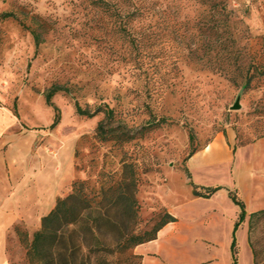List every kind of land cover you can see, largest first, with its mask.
Wrapping results in <instances>:
<instances>
[{
    "label": "rangeland",
    "instance_id": "1",
    "mask_svg": "<svg viewBox=\"0 0 264 264\" xmlns=\"http://www.w3.org/2000/svg\"><path fill=\"white\" fill-rule=\"evenodd\" d=\"M158 1L156 41L133 61L135 51L109 22L99 28L88 21L80 0H0V108L17 118L11 132L18 142H34L36 172L65 177L62 197L75 181L99 191L132 163L136 232L185 203L190 181L228 190L237 183L241 198L242 182L253 173L264 190V0H226L234 9L236 42L226 60L213 64L198 59L206 52L199 29L207 18L196 14L195 0H175L183 8L170 20L163 8L173 3ZM247 74L251 83L243 88ZM52 85L63 90L49 105L45 94ZM236 102L239 108L232 109ZM75 104L100 111L78 115ZM100 124L106 140L98 136ZM213 145L219 152L210 150ZM17 226L8 235V263L29 264L32 235ZM249 235L264 259V215L253 220Z\"/></svg>",
    "mask_w": 264,
    "mask_h": 264
},
{
    "label": "trees",
    "instance_id": "2",
    "mask_svg": "<svg viewBox=\"0 0 264 264\" xmlns=\"http://www.w3.org/2000/svg\"><path fill=\"white\" fill-rule=\"evenodd\" d=\"M173 5L164 6L163 11L170 20L177 16L182 4L170 0ZM168 0L165 1V4ZM80 6L87 15L88 21H94L99 28L110 23L115 36L126 42L135 54L133 61L141 60L145 47H152L156 41L157 16L160 3L158 0H80ZM196 14L207 20L203 30L206 52L198 59H205V64L213 61H224L231 55L230 46L235 43L236 32L233 29L232 14L226 0H195ZM166 20V19H165ZM106 22V23H105ZM188 24L185 22L184 24ZM36 45L39 35L32 30ZM197 53H192V57ZM218 62V63H219ZM260 73H264V68ZM251 76L242 82L243 88L249 87ZM63 90L59 85H52L45 94L46 103L51 105V98ZM78 115L92 117L98 111L88 112L75 104ZM56 111L54 124L59 121V109ZM106 118L111 119L113 111L103 110ZM101 140H106L108 130L100 124L97 128ZM123 139V138H122ZM126 137L122 141H128ZM189 177V173H187ZM192 194L197 197L209 198L221 186L197 187L192 181ZM137 178L134 165L124 163L117 181L103 186L99 191L89 188L84 181L72 183V191L65 197H58L54 207L41 218L40 227L32 234L27 246L26 259L29 264H141L142 256L131 252L136 246L156 239L158 231L170 222L176 221L168 211H164L151 229L136 232L139 205L135 198ZM230 199L240 208L235 228L244 221L246 211L236 191L228 192ZM264 215V209L250 213L248 216V240L253 253L254 264H264L258 258L250 241V229L253 220ZM15 227H18L17 225ZM24 236L29 234L25 229ZM234 263L236 262L235 239L231 243Z\"/></svg>",
    "mask_w": 264,
    "mask_h": 264
},
{
    "label": "crops",
    "instance_id": "3",
    "mask_svg": "<svg viewBox=\"0 0 264 264\" xmlns=\"http://www.w3.org/2000/svg\"><path fill=\"white\" fill-rule=\"evenodd\" d=\"M13 127H17V118L0 108V264H9L7 243L12 228L21 225L32 235L65 188L62 174L36 172L34 142H18L17 133L11 132ZM210 150L220 149L213 145ZM250 175L249 180L242 182L241 198L237 195L246 211L237 228L240 208L230 199V189H221L209 198L191 193L185 203L165 208L176 221L163 226L156 239L133 249L142 256L141 264H254L248 216L264 209V190L255 185L254 174ZM238 190L236 183L234 191Z\"/></svg>",
    "mask_w": 264,
    "mask_h": 264
},
{
    "label": "water",
    "instance_id": "4",
    "mask_svg": "<svg viewBox=\"0 0 264 264\" xmlns=\"http://www.w3.org/2000/svg\"><path fill=\"white\" fill-rule=\"evenodd\" d=\"M239 108V104H238V102H236L235 104H234V106L232 107V109H238Z\"/></svg>",
    "mask_w": 264,
    "mask_h": 264
}]
</instances>
